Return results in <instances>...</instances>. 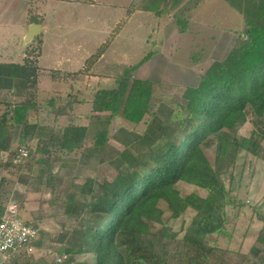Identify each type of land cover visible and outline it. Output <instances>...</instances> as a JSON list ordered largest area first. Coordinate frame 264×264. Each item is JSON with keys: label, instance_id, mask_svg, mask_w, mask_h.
Here are the masks:
<instances>
[{"label": "trees", "instance_id": "trees-1", "mask_svg": "<svg viewBox=\"0 0 264 264\" xmlns=\"http://www.w3.org/2000/svg\"><path fill=\"white\" fill-rule=\"evenodd\" d=\"M227 1L244 16L240 34L228 53L211 61L198 83L185 89L175 107L157 102L154 82L133 75L147 56L114 78L113 87H96L90 97L81 96L76 85L68 90L65 104L51 97L46 101L47 115L42 117L34 92L41 69L37 60L29 57V44L24 46L21 61H0V92L22 98L15 102L0 98V165L3 158L5 167L28 170L39 177L52 166L57 154L70 156L84 148L89 126L78 124L76 115L71 114L84 102L91 104L85 113L90 119L108 114L107 123L121 118L134 125H148L141 135L125 127L119 130L123 137L113 135L123 146L112 161L114 177H88L76 190L59 194L64 214L79 218V226L60 235L58 253L66 256L64 264H175L172 255L178 256V264H246V254L230 263L227 254L231 250L209 237L225 233L228 210L245 206L224 183L222 166L231 165L241 151L259 157L264 151V0ZM155 13L162 14L159 10ZM41 35L35 40L41 42ZM109 43L99 47L96 58ZM93 57L87 60V71L95 62ZM62 75L56 70V81L62 80ZM74 75H68L70 80ZM67 115L70 122H59ZM48 116L53 117L52 123L43 120ZM249 119L254 128L249 136H242L239 128ZM110 138L107 128L97 130L95 152L104 151ZM32 141H36L35 149ZM134 141L142 145L138 153L128 149ZM20 146L29 154L15 163L13 156ZM181 182L200 187L206 195L183 194L178 186ZM4 186L2 179L0 222L11 201L10 192L3 194ZM188 209L194 213L182 233L166 226V214L169 220L177 219ZM260 219L264 222V215ZM25 221L39 229L38 224ZM256 241L258 245L250 252L259 259L258 264H264V227ZM171 242H177L174 253L166 250ZM41 243L40 236L37 248ZM25 257L19 256L10 264Z\"/></svg>", "mask_w": 264, "mask_h": 264}, {"label": "rangeland", "instance_id": "rangeland-1", "mask_svg": "<svg viewBox=\"0 0 264 264\" xmlns=\"http://www.w3.org/2000/svg\"><path fill=\"white\" fill-rule=\"evenodd\" d=\"M12 1L16 0H0V60L3 61H11L8 56H12L11 59L18 62L25 56L21 57L16 52L17 44L26 41L23 38L26 27L18 25L21 18L26 16L22 6H27V11L28 8L29 11L36 8L39 12L46 11L48 21L61 17L59 28L45 34L48 44L52 45L45 52L42 53L43 41L35 40L36 36L25 42V45L29 44L26 46L28 52L32 51L29 57L37 60V66L41 69L36 90L30 89V92L36 93L42 107V117L47 115L46 101L51 97L58 99L59 104H65L68 90L73 85L79 86L81 96L90 97L92 86L113 87L114 78L147 56L133 75L154 82L157 102H162V105L166 103L167 108L175 107L182 100L185 89L198 83L211 61L228 53L244 21L243 14L227 0H18V5L12 4ZM11 4L16 7L11 8L13 12H10V7L6 10ZM149 7L156 9L145 10ZM155 10L162 14L157 15ZM33 13L39 18L40 13ZM107 42L110 43L104 58L98 61L101 56L96 58L95 55L99 47ZM42 54L45 60H40ZM91 56L95 57V62L88 73L85 68ZM68 57L70 62L67 61ZM56 66L63 68H58L63 72L62 80L56 81ZM72 73L78 74L70 80L68 75ZM0 98L11 102L22 100L7 91H1ZM90 109V102H84L77 105L75 114L71 113L76 115L78 124L89 126L85 147L70 156L57 154L52 166L47 167L46 173L41 176L28 170L5 167L1 159L0 180L5 181L3 194L10 192L11 202L18 204L22 219L38 224L42 237L41 246L17 264H54L55 257L59 255L60 235L79 226L77 216L64 214L59 194L67 189L76 190L88 177H114L116 169L112 161L123 146L113 139V135L123 137L124 134L119 132L121 127L141 135L148 126L144 122L134 125L121 118L107 123L108 114L90 119L85 114ZM67 116H62L59 122H70V116ZM43 120L52 123L53 117L48 116ZM103 128L109 130L111 138L105 150L96 153L93 148L94 134ZM253 128L254 123L249 119L239 128V134L249 136ZM32 142L31 146L35 149L36 141ZM128 149L138 153L142 145L134 141ZM222 171L224 183L245 202V206L243 209L236 207L228 210L230 220L225 233L211 235L210 241L231 250L227 254L230 263L246 254L249 257L246 264H258L259 259L250 250L253 245H258L256 238L264 227L260 219L264 215V151L260 157L241 151L231 165L222 166ZM178 186L183 194L198 192L206 195L205 190L195 185L181 182ZM193 213L192 209H188L181 217L171 220L166 214L164 222L174 231L182 233V228L189 225ZM84 215L83 212L80 216ZM176 243L171 242V247L166 250L174 253ZM172 262L178 264V256L173 258L172 255Z\"/></svg>", "mask_w": 264, "mask_h": 264}, {"label": "built area", "instance_id": "built-area-1", "mask_svg": "<svg viewBox=\"0 0 264 264\" xmlns=\"http://www.w3.org/2000/svg\"><path fill=\"white\" fill-rule=\"evenodd\" d=\"M28 154L29 150L20 146L13 156V161L20 163ZM39 237V229L22 219L18 204L10 201L0 222V264H9L19 256L33 254L37 250L35 242ZM63 260V256L55 257V262L59 264H64Z\"/></svg>", "mask_w": 264, "mask_h": 264}, {"label": "crops", "instance_id": "crops-1", "mask_svg": "<svg viewBox=\"0 0 264 264\" xmlns=\"http://www.w3.org/2000/svg\"><path fill=\"white\" fill-rule=\"evenodd\" d=\"M1 1H3V0H1ZM16 1H18V0H16ZM16 1H12L13 3L12 4H14L15 3V5H18V3L16 2ZM26 2L28 1V0H25ZM12 4H11V6H7L6 7V10H7V8L8 7H10V12H13L14 10H11V8H14L15 7V5H14V7H12ZM25 4V3H24ZM16 8V7H15ZM22 8H24V9H22ZM22 10H24L25 11V13H26V16H23L22 18H21V22H19L18 23V25L20 26V27H26V30H24L23 31V38H25V39H28L29 38V31H30V29H31V27L33 26V25H40V27H41V29L39 30V29H36L37 30V33L33 36V38L36 36H38V34H40L41 32H43L42 33V35H43V37H42V43H43V46H42V53L43 52H45L44 50L45 49H47V47L48 46H50V47H52V45H50V44H48V42H47V40H46V35L45 34H51L50 32L52 31V30H57L58 28H59V24H61L62 22H61V19H59V18H61V17H55V20L53 19V20H51V21H48L47 20V16H46V11H44V10H42V11H38L37 9L38 8H36V10H34V11H32V9H30V11H29V8H28V11L27 10H25V8L27 9V6H22ZM1 12V11H0ZM33 12H35V13H40L39 14V18L36 16V15H34V13ZM34 15V16H33ZM44 15L46 16V19H45V17H44ZM59 19V20H58ZM34 20H39L40 22H35ZM22 28V29H23ZM41 35V36H42ZM35 37V38H36ZM26 42V41H25ZM25 42H22V44L21 43H19V44H17V53L18 54H21V57H23V55H24V52H23V49H24V47H22L23 45H25ZM27 43V42H26ZM64 43V42H63ZM57 47H64V46H60V45H56ZM44 48V49H43ZM61 54V53H60ZM62 55V54H61ZM67 57V56H66ZM8 58H9V60H11V61H13L11 58H12V56H8ZM63 58V57H62ZM103 58H104V53L101 55V57L99 58V60L98 61H102L103 60ZM40 60H45V55H41V58H40ZM0 61H3V60H0ZM5 61V60H4ZM67 61L68 62H70V58L68 57L67 58ZM97 63V62H96ZM58 65H60V64H58ZM57 67V70H58V68H59V70H61V69H63V68H61V66H56ZM91 72V69L88 71V73H90ZM87 77H89L90 78V76H87ZM79 86L78 85H76V89L78 88ZM96 87L95 86H92V91L95 89ZM10 264V263H9Z\"/></svg>", "mask_w": 264, "mask_h": 264}, {"label": "water", "instance_id": "water-1", "mask_svg": "<svg viewBox=\"0 0 264 264\" xmlns=\"http://www.w3.org/2000/svg\"><path fill=\"white\" fill-rule=\"evenodd\" d=\"M36 29H41L40 25H33L29 31V38L26 39V41H28L29 39H31L36 33H37V30Z\"/></svg>", "mask_w": 264, "mask_h": 264}]
</instances>
